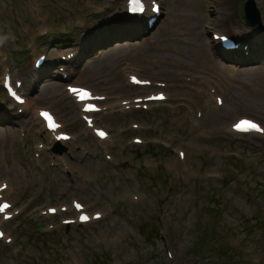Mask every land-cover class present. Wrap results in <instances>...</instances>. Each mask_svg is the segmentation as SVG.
I'll return each mask as SVG.
<instances>
[{"label":"rangeland","instance_id":"obj_1","mask_svg":"<svg viewBox=\"0 0 264 264\" xmlns=\"http://www.w3.org/2000/svg\"><path fill=\"white\" fill-rule=\"evenodd\" d=\"M124 1L0 0V142L6 140L10 155L0 148V179L12 183L8 199L20 209L2 225L12 241L0 239V264H264V135L228 132L238 115L264 125L263 2L255 0L259 27L245 18L247 0H192L186 9L181 0H158L160 15L152 23L149 13L124 15ZM183 11L209 54L229 65L227 72L238 73L230 81L222 77L232 89L224 112L203 121L197 114L204 113L205 96L194 94L185 81L191 75L183 72L191 63L174 45L194 39L189 28L174 23ZM212 32L243 42L229 55L234 62L226 60ZM94 38L99 43H91ZM161 45L168 50L158 51ZM70 52L77 57L62 64L59 56ZM41 54L45 61L34 69ZM111 60L116 77L90 73ZM126 63L135 64L131 72L140 78L166 84L163 90L172 100L125 114L117 104L107 105L94 115L95 125L112 137L104 149L65 86L93 88L109 96V103L157 89H126ZM172 63L178 68L166 78L162 73L171 72ZM60 67L67 80L60 79ZM4 69L25 82L29 110L11 109L2 89ZM180 88L196 103L173 116L171 106L181 104L173 94ZM244 94L247 102L239 99ZM36 106L51 109L74 138L62 144L61 154L53 152L54 144L36 125ZM213 107L211 99L210 111ZM13 115L19 118L13 121ZM192 121L203 132H193ZM133 137L144 143L134 144ZM179 151L186 158L180 159ZM73 199L103 217L66 226L61 219L70 211L41 215L45 207H68Z\"/></svg>","mask_w":264,"mask_h":264},{"label":"bare ground","instance_id":"obj_2","mask_svg":"<svg viewBox=\"0 0 264 264\" xmlns=\"http://www.w3.org/2000/svg\"><path fill=\"white\" fill-rule=\"evenodd\" d=\"M148 1V0H147ZM192 0H181V5H184L185 6V9L186 8H189V3L191 2ZM230 1V0H229ZM261 3L263 2V4H264V0H259ZM224 5H226V4H224ZM222 6V5H221ZM123 13H124V15H125V10H124V5H123ZM222 8V10L224 9L223 8V6L221 7ZM224 11H228L227 10V8L224 10ZM223 11V12H224ZM187 12V11H186ZM186 12H185V14H184V11L182 12V14L181 15H179V22H175L174 21V23L176 24V25H180V24H183L184 26H185V28H189V30L191 31V33L193 34V36H194V32L192 31V29H191V25H192V22H190V20H191V17H190V15H186ZM142 16L144 15V14H141ZM141 17V16H140ZM133 18H135V17H133ZM176 18V17H175ZM132 24H135V23H132ZM136 26V25H135ZM134 26V27H135ZM173 26V25H172ZM171 26V27H172ZM170 30V29H169ZM218 33H220V32H214L213 34H218ZM194 39L193 40H189V39H187V38H183V39H181V43H179V42H176L174 45H176V46H178L179 47V49H181V52L179 53L180 54V56L182 55L183 57H184V59L185 60H187L189 63H191V65L189 66V69H188V71H185V72H183V73H186V72H188V73H190L189 75H191V76H187V77H189L190 78V81H189V87H191L192 86V91H193V93L194 94H196V95H200V96H205V99H203L202 100V105L201 106H203V108H204V113H202V115H201V120L203 121V120H205V118H207V116L209 115V114H212V115H218V114H222L223 112H224V110L226 109V101H227V96L230 94V91L232 90L231 88H230V86H229V84H225L224 85V80H222V77H223V75L225 76V77H227V79L230 81V80H232V77H235V76H237L236 74H238L237 72L236 73H231V72H227V68L229 67V65H227V64H224L223 62H221V60H220V58H217L215 55H214V53L213 54H209V52L207 51V47L205 48V46L203 45V43L202 42H200L199 41V39L198 38H196L195 36L193 37ZM100 39H101V37H100ZM102 39H103V37H102ZM172 39L170 38L169 39V42H170V44L172 43V41H171ZM99 41V39H97L96 40V38H94V40L92 39L91 40V43H99L98 42ZM218 43V42H217ZM241 43H243L242 41H241ZM169 44V45H170ZM219 44V43H218ZM206 45V44H205ZM169 47V46H168ZM168 47H167V45H166V47H164L163 48V45H161V47H160V50H158V51H167L168 50ZM141 51H142V49H141ZM212 53V52H211ZM230 54H232V53H229V54H227V61H229V63H232V62H234V58H233V56H229ZM77 55V54H76ZM75 55V56H76ZM112 53L110 54V58L112 57ZM86 56V55H85ZM77 57V56H76ZM109 58V59H110ZM222 58V57H221ZM223 61H225V60H223ZM68 64V63H67ZM127 65H128V68H126V69H124V74H125V76H124V85H125V88L126 89H133V88H135L134 86H131L129 83V77H130V75H132L133 73L131 72V70H135L134 68H135V64L134 63H126ZM151 64H153L154 65V62L153 63H151ZM150 64V65H151ZM155 64L157 65V64H159L160 65V61L158 62V61H156L155 62ZM161 65H164V64H161ZM41 68V67H40ZM178 68V64L177 63H172V70H171V72H170V70H168V71H166V70H164V72L162 73V75L163 76H167L166 78H172L171 76H173V71H174V69H177ZM116 67H115V65H114V61L113 60H111V61H107V62H105V64L103 65V66H100V67H97V66H95L93 69H91V71H90V73H93V74H97V73H99V72H108V73H110L111 75L112 74H114V77H116L115 76V72H116ZM143 71V70H142ZM179 73V74H178ZM180 74H182V73H180V71L179 72H177V76L178 75H180ZM211 74V75H210ZM212 75H214V76H212ZM113 76V75H112ZM200 76V77H199ZM185 77V76H184ZM69 78V75H67V78L66 79H68ZM165 78V77H164ZM213 78V79H212ZM237 78H238V76H237ZM46 79V78H45ZM62 81H64V79H62V78H60ZM157 81V80H156ZM224 81V82H223ZM111 82H114V80L112 79L111 80ZM263 87H264V83L263 82H261L260 83ZM67 86V85H66ZM65 86V87H66ZM247 87H249V88H251V85H249V84H247L246 85ZM51 87V89H56L57 90V87H55V86H53V85H51L50 86ZM117 85H113V88H115V89H117ZM165 87H168L166 84H165ZM20 88H21V90L22 91H26V88H25V82H22V85L20 86ZM98 88V87H97ZM136 88L138 89V88H140L139 86H136ZM141 88H143V87H141ZM183 88H187V87H185V85L183 86ZM181 89V88H180ZM215 89V90H214ZM92 90L94 91V93L95 94H97V95H104L105 96V94H103V93H99L98 94V92H96L95 91V89H93L92 88ZM179 91V90H178ZM181 91H184V90H180L179 92H177V93H175V94H173V100H175V101H180L181 102V104H178V105H173V106H171V110H172V115L173 116H176V115H181L182 113H186V110H185V108H184V105H187V107L190 109V107H193L194 106V104L193 103H196V101H193V102H191V98H189L190 96V94H187V93H185V92H181ZM262 91V90H261ZM185 93V94H184ZM54 94H56V93H54ZM166 95H167V97L170 99V101L172 100V97H170L171 95L167 92V93H165ZM66 95L68 96V92L66 91ZM107 96V95H106ZM146 96V95H145ZM216 96H222L223 97V103H222V105L220 106V107H218L217 105H216V103L214 102V107H213V111H210V108H209V106H210V100L212 99V98H214V100H215V98H216ZM134 97H137V96H134ZM180 97V98H179ZM71 100H72V102L74 103V105H76V107L78 108V110H79V116H82V112H81V107H82V104H78V103H76V101L72 98V97H69ZM182 98V99H181ZM184 98H187V100H185ZM244 98H246L247 99V97H246V95L244 94L242 97H240L239 99H241V101L244 99ZM126 100V98H119V99H117L115 102H112V103H109L108 102V99L106 100V101H104V103H103V105H105L106 107L104 108L105 110H107V105H109V106H111V108H112V104H117L118 105V107L120 108V110H121V112L122 111H124V114L128 111V110H125L124 108H123V106H122V102H123V100ZM246 99H244L243 101H246L247 102V100ZM9 100H10V102H11V104L12 105H16L10 98H9ZM46 100V99H45ZM169 101V102H170ZM158 102H154V103H151V104H157ZM18 107H21L22 108V111H26V110H29L31 107H32V105H31V102H30V100L28 99V97L25 95V103L24 104H22V105H18ZM187 108V109H188ZM40 109H43V108H41V107H38V106H36L35 108H34V119H35V122H36V125L42 130V132H43V134L45 135V137L50 141V143H56V139H55V137H57V135H58V132L60 131V128L59 129H57V130H55V131H52V132H50V131H48L46 128H45V125H44V122L39 118V116H38V110H40ZM214 111H216V113H214ZM102 112V111H101ZM54 113V112H53ZM55 114V113H54ZM96 114H98V113H94V114H91V115H96ZM13 117V121H14V118H15V120H17L18 118H19V116L18 115H13L12 116ZM240 116L238 115L235 119H234V121L236 120V119H238ZM211 121L213 120H215L214 118H211L210 119ZM21 122H20V124H21V126H24L25 124H24V122L22 121V120H20ZM196 121V123L198 122L199 123V119L198 120H195ZM233 123V122H232ZM210 124V123H209ZM10 125V124H9ZM192 126H193V129H192V131L193 132H203V131H201L200 130V127H197L196 125H195V122L194 121H192ZM210 126V125H209ZM96 128V126L93 124V129H95ZM228 132L230 133V134H233V132L232 131H229L228 130ZM248 135H254V134H252V133H249ZM257 135H259V134H257ZM95 138V140L99 143V144H101L102 146H104V149H106L107 148V145L109 144V142L112 140V137H111V135L109 134L108 135V137L106 138V139H104V140H99V139H97L96 137H94ZM74 138L73 137H71L70 139H69V141H66V142H64V141H61V142H59L61 145L62 144H69V143H71L72 142V140H73ZM144 143V142H143ZM142 143V144H143ZM0 144H1V146H0V148H1V150L2 151H5V153L7 152L8 153V156H10L9 155V152H8V147L9 146H6V140H2L1 142H0ZM37 145V144H36ZM44 149H46V148H44ZM184 158H186L185 156H184ZM0 161H1V159H0ZM5 162V161H4ZM0 166H1V164H0ZM0 180H4L6 183H7V186H6V188L4 189V190H2L1 191V195H2V199H8L9 198V196L8 195H10V192L12 191V183L11 182H9V181H6L5 179H0ZM10 200V199H9ZM71 204H72V202H71ZM86 206V205H85ZM70 212H73V209H72V206H71V208H69L68 209ZM13 211V210H12ZM75 213V212H74ZM110 219V218H109ZM88 223H90V222H88ZM88 223H86V224H88ZM4 224V221H2V220H0V225H3ZM7 237V236H6Z\"/></svg>","mask_w":264,"mask_h":264},{"label":"snow or ice","instance_id":"obj_3","mask_svg":"<svg viewBox=\"0 0 264 264\" xmlns=\"http://www.w3.org/2000/svg\"><path fill=\"white\" fill-rule=\"evenodd\" d=\"M133 80L135 82H137V83H140V81L135 80V78H133ZM72 91L73 92H78V91L82 92L81 99L90 96V93H87V92H85L83 90L73 89ZM159 98L160 99H163V96H161ZM89 110H92V109H89ZM42 115L49 122V126L51 128L55 129V128L59 127V125L55 123L54 118L51 116V114L45 112V113H42ZM234 127L238 131H245V132H247V131L255 130V131L264 132V128H261L260 125H258L257 123H255V122H253L251 120H247V119L240 121L239 123H237L236 125H234ZM100 135L101 136H105L106 134L104 132H101ZM5 207H7V206H5ZM77 207L80 208L81 206L80 205H77ZM52 211H55V210L53 209ZM82 219L87 220V219H89V217L84 216V217H82ZM2 235L3 234L0 233V236H2Z\"/></svg>","mask_w":264,"mask_h":264},{"label":"water","instance_id":"obj_4","mask_svg":"<svg viewBox=\"0 0 264 264\" xmlns=\"http://www.w3.org/2000/svg\"><path fill=\"white\" fill-rule=\"evenodd\" d=\"M244 14L245 18L251 25H258L259 27L262 25L260 20V13L256 7L255 0H247L244 4ZM220 51L226 56L227 54L231 53L229 50L220 49ZM54 152L61 154L64 151V148L61 147L59 144H56Z\"/></svg>","mask_w":264,"mask_h":264}]
</instances>
